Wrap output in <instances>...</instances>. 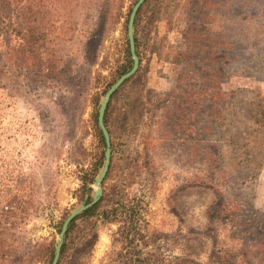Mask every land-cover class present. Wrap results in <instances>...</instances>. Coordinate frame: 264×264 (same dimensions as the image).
Returning <instances> with one entry per match:
<instances>
[{"label": "rangeland", "instance_id": "obj_1", "mask_svg": "<svg viewBox=\"0 0 264 264\" xmlns=\"http://www.w3.org/2000/svg\"><path fill=\"white\" fill-rule=\"evenodd\" d=\"M136 1L0 0V264H51L92 197L94 102L127 62ZM135 34L102 203L58 264H264V0H147ZM121 205L133 221L103 218Z\"/></svg>", "mask_w": 264, "mask_h": 264}, {"label": "water", "instance_id": "obj_2", "mask_svg": "<svg viewBox=\"0 0 264 264\" xmlns=\"http://www.w3.org/2000/svg\"><path fill=\"white\" fill-rule=\"evenodd\" d=\"M145 2V0H137V2L134 4V6L131 9L128 23H127V38L129 43V51L132 59V68L127 73L120 76V78L106 91L104 94L100 105L98 107L97 111V125L99 130L102 133V136L105 141V152H104V162L102 165V168L98 174V176L95 178V181L93 182L94 191L92 194V200L90 203H85L72 211L65 221L62 224V227L60 229V232L57 237V241L54 248V256L52 259L51 264H58L60 253H61V247L64 241V235L66 231L68 230L69 224L79 215H81L83 212H85L87 209L94 206L101 198L102 196V183L109 171L110 167V160H111V143H110V136L107 131V128L104 124V115L106 108L108 106V103L112 97V95L117 91V89L123 85L125 81L130 79L138 70L139 66V58L135 52V43H134V21L137 15V12L141 5Z\"/></svg>", "mask_w": 264, "mask_h": 264}, {"label": "trees", "instance_id": "obj_3", "mask_svg": "<svg viewBox=\"0 0 264 264\" xmlns=\"http://www.w3.org/2000/svg\"><path fill=\"white\" fill-rule=\"evenodd\" d=\"M147 0H145L146 2ZM137 2V1H136ZM144 2V3H145ZM144 3L141 5V7L139 8L138 12H137V15H136V18H135V21H134V43H135V52L137 54V56L139 57V51H138V44H137V38H136V34H135V30H136V26H137V19L139 17V14L142 10V6L144 5ZM134 6V5H133ZM131 12V11H130ZM130 12L128 14V19H129V15H130ZM128 19L126 21V24L128 23ZM9 26H11V24H9ZM129 44V43H128ZM129 46V45H128ZM126 52H127V62L125 64V66L123 67L121 73H120V76L127 73L128 71H130V69L132 68V59H131V55H130V52H129V47L128 49H126ZM120 78V77H119ZM116 82V81H115ZM113 85V84H112ZM110 85V87L112 86ZM108 87V89L110 88ZM107 89V90H108ZM106 93V91L103 92V95ZM94 106H95V110H94V116H93V121H94V124H95V127L98 131V135L100 137V142L102 144V152H101V155H100V160H104V149H105V144H104V139H103V136H102V133L101 131L99 130V128H97V108L99 107V100L96 99L95 102H94ZM109 107H110V102L106 108V111H105V115H104V124H105V127L107 128L108 130V126H107V117H108V110H109ZM97 168H96V173H97ZM99 171V170H98ZM93 181V180H92ZM82 189H86V185H84L82 187ZM90 191V190H88ZM92 200V197L91 195H88L87 196V199H86V203H90ZM102 200H103V197L100 198V200L94 205L92 206L91 208L87 209L85 212H83L80 216L76 217L70 224H69V227H68V230L66 231L65 235H64V241H66L67 239V236L72 228V224L73 222L80 218V217H85V216H90V215H94L97 210L99 209L100 207V204L102 203ZM120 210L121 213H123L124 215L127 214L128 212V215L130 220L133 221V218L135 216V212H136V209L135 207H124V206H120L119 209H113L111 211H106V212H102V216L103 218L105 219H108L109 220V216L112 215V216H115L116 213ZM135 223V222H134ZM133 222H131V224H129L130 226H128V228H125L124 227H121L119 228V232L121 233L120 234V238L122 240L123 243H126L129 239H131L133 236L131 235L132 232H134L135 228H136V225L134 224ZM123 229V230H122ZM127 230V231H126ZM64 250H65V243L63 242L62 244V247H61V253L60 255H62L64 253ZM50 256H51V262H52V259H53V256H54V250H51L50 252ZM59 262V261H58Z\"/></svg>", "mask_w": 264, "mask_h": 264}]
</instances>
